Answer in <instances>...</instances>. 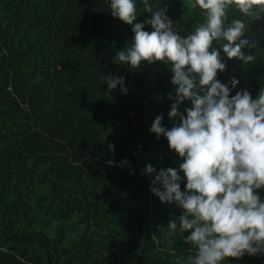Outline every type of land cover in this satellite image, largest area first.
Segmentation results:
<instances>
[{
	"label": "trees",
	"instance_id": "obj_1",
	"mask_svg": "<svg viewBox=\"0 0 264 264\" xmlns=\"http://www.w3.org/2000/svg\"><path fill=\"white\" fill-rule=\"evenodd\" d=\"M135 2L134 23L150 19L144 0ZM148 2L182 37L204 22L195 0ZM110 3L0 0V264H190L196 255L184 241L190 232L167 227L182 209L161 203L143 174L147 165L159 171L182 162L150 132L157 115L173 125V73L163 62L113 63L134 34ZM235 19L257 45L242 51L256 60L229 59L213 42L226 65L217 79L238 81L230 96L246 90L255 99L264 89V17L230 6L225 24ZM108 75L123 77L127 94L109 91ZM256 192L264 201V188ZM223 264H264V255Z\"/></svg>",
	"mask_w": 264,
	"mask_h": 264
},
{
	"label": "clouds",
	"instance_id": "obj_2",
	"mask_svg": "<svg viewBox=\"0 0 264 264\" xmlns=\"http://www.w3.org/2000/svg\"><path fill=\"white\" fill-rule=\"evenodd\" d=\"M195 5L203 10L204 22L182 37L165 10H154L148 0L143 9L151 18L143 23H134L135 0H111V15L132 26L134 34L113 63L139 68L144 61L163 62L170 67L175 95L168 97L173 101L168 118L173 125L165 128L163 115H157L150 132L165 137L182 162L178 168L159 171L147 165L143 174L152 178L150 191L161 203L182 209L167 227L190 232L184 238L196 248L190 264H223L245 254L264 255V201L256 192L264 188V89L255 99L246 90L230 96L229 84L235 88L238 81L233 78L226 84L217 79L226 65L213 42L229 59L253 63L255 54L242 49L257 45L244 38V20L225 24L226 9L234 6L259 20L264 17V0H195ZM103 82L109 91L119 86L127 94L123 77L103 76ZM185 101L191 107L181 112Z\"/></svg>",
	"mask_w": 264,
	"mask_h": 264
}]
</instances>
